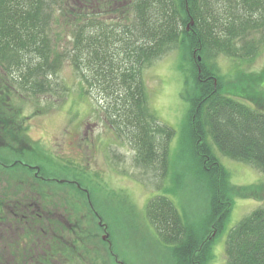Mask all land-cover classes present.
<instances>
[{"label":"trees","instance_id":"16d2710c","mask_svg":"<svg viewBox=\"0 0 264 264\" xmlns=\"http://www.w3.org/2000/svg\"><path fill=\"white\" fill-rule=\"evenodd\" d=\"M263 45L264 0H0L1 195L13 187L24 191L25 185L32 197L47 201L59 198L60 191L62 197L73 193L84 213V191L73 186L71 191L53 178L73 177L81 186L84 179L68 176V165L60 172L52 158L36 149L26 132L27 118L20 104L15 106L16 98L24 102L28 96L50 95L51 77L66 62L78 73L80 91L101 94L106 121L134 144L138 162L152 166L160 161L164 168L174 129L150 110L143 72L183 48L190 56L188 63L182 57L187 69L180 64L185 77L181 97L188 108L183 129L192 141L193 158L201 163L208 210L195 224L167 195L156 194L146 201L144 213L173 264H208L212 240L228 221L232 196L247 194L229 184V172L214 150L264 173V99L254 94V107L224 91L216 59L221 54L251 59ZM88 192L95 207L96 197ZM79 220L84 222L83 241L67 245L71 261L88 249L86 243L96 245L102 229L94 217ZM225 240V264H264V202L240 218ZM113 245L108 249L112 254ZM52 249L54 258L57 250ZM38 255L39 264H48V249L44 258ZM6 259L0 252V264Z\"/></svg>","mask_w":264,"mask_h":264},{"label":"rangeland","instance_id":"374dc122","mask_svg":"<svg viewBox=\"0 0 264 264\" xmlns=\"http://www.w3.org/2000/svg\"><path fill=\"white\" fill-rule=\"evenodd\" d=\"M182 49L170 51L143 72L150 110L160 123L174 129L164 168L160 161L152 166L138 162L134 144L112 131L106 121L101 94L80 91L78 73L67 62L51 77L50 95L28 96L24 102L15 99V106L20 104L22 116L27 118L26 132L37 142L36 149L52 158L60 172L68 165L71 176L86 179L88 190L96 197L104 228L98 231L96 245L86 243L88 249L72 257L70 264H173L146 218V201L156 194L167 195L178 212L195 224L208 210L209 192L200 180L201 163L193 158L192 141L183 129L188 108L181 97L185 77L180 64L187 69L190 56ZM216 65L224 91L254 107V94L260 96L258 100L264 99V45L251 59L235 60L221 54ZM214 151L229 172V184L247 190L246 196H232L224 231L212 240L208 264H225L224 245L230 228L264 202V173ZM112 244L114 254L108 250Z\"/></svg>","mask_w":264,"mask_h":264},{"label":"flooded vegetation","instance_id":"af4514ba","mask_svg":"<svg viewBox=\"0 0 264 264\" xmlns=\"http://www.w3.org/2000/svg\"><path fill=\"white\" fill-rule=\"evenodd\" d=\"M27 166L37 169L36 165ZM68 176L71 177L70 174ZM53 179L59 182L60 186L70 185L68 187L71 191V186L84 191L87 202L83 208L84 213L80 212L78 206L80 198L72 196L73 193L70 194L71 197H62L64 192L60 191L56 195L59 198L47 201L32 197L27 185L24 186V191L10 188L7 196H2L3 192H0V252H4L7 257L5 263L1 264H39L35 260L39 257L38 253L44 258L47 249L49 264H70L67 245L83 241V227L79 219L85 215L94 217L96 225L104 228L102 219L92 206L86 179L82 182L83 186L73 177ZM42 221L45 227L41 225ZM50 236L54 237V241ZM53 247L57 250L54 258L51 253Z\"/></svg>","mask_w":264,"mask_h":264}]
</instances>
